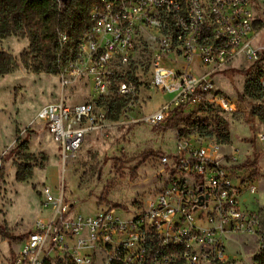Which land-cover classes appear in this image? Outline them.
I'll list each match as a JSON object with an SVG mask.
<instances>
[{
  "label": "built area",
  "instance_id": "built-area-1",
  "mask_svg": "<svg viewBox=\"0 0 264 264\" xmlns=\"http://www.w3.org/2000/svg\"><path fill=\"white\" fill-rule=\"evenodd\" d=\"M57 1L62 6L66 0ZM261 4L98 0L89 29L78 41L59 31L56 59L62 90L86 78L98 99L75 105L61 99L39 110L37 117L59 145L62 166L90 132L107 122L105 97L126 98V109L136 103L140 82L132 66L142 37L153 51L152 86L175 94L143 121L165 122L185 101V110L204 106L226 114L239 112V100L218 89L215 74L233 62L259 61ZM195 67L202 70L200 75ZM122 78L125 82L116 84ZM258 138L264 141V133ZM201 142L178 139L175 154L161 159L169 165L166 183L139 208L126 209L124 217L116 208L81 214L63 189L56 195L45 186L44 203L51 214L36 223L13 264H41L53 253L63 264H91L97 254L106 264H231L227 242L244 235L255 239L258 252L264 248L262 213L243 209L240 199L244 192H257L251 175L221 162L217 140L210 146Z\"/></svg>",
  "mask_w": 264,
  "mask_h": 264
},
{
  "label": "rangeland",
  "instance_id": "rangeland-1",
  "mask_svg": "<svg viewBox=\"0 0 264 264\" xmlns=\"http://www.w3.org/2000/svg\"><path fill=\"white\" fill-rule=\"evenodd\" d=\"M257 12L264 21V0ZM260 45L263 48H260L259 61L233 62L215 74L218 89L239 100L241 105L240 111L234 114L215 109L227 123L230 133V143L221 144L216 142L215 126L204 122L212 116L207 112L208 107L187 108L169 128L177 107L165 122L153 124L142 120L175 95L163 94L152 86L153 51L142 37L137 45L138 60L132 66L140 82L136 103L129 109L125 106L117 120L108 118L101 128L90 132L64 167L59 145L46 122L37 117L38 112L43 106L61 99L69 105L98 99L91 93L86 78L73 82L63 91L58 74L26 69L21 55L30 47L27 36L0 37V50L12 54L18 63L12 72L0 75V156L4 157L0 164L5 168L4 179L0 181V224L18 237L9 240L0 235V264H13L36 223L49 218L51 207L44 203L45 186L51 187L56 195L63 189L67 201L81 214L116 208L124 217L126 209L139 208L166 183L169 165L163 164L161 159L175 154L178 139H194L208 146L214 142L219 144L221 162L250 174L257 187L256 193L247 191L241 195L243 209L264 212V141L258 138L259 133H264V124L258 118V114L264 112V86L260 87L258 82L253 96L245 90L248 79L264 76V32ZM194 72L200 75L202 70L195 67ZM115 82L119 84L125 80ZM109 97L103 100L107 105ZM199 123L206 124L202 132ZM149 151L161 155L142 157ZM24 154L34 156L31 161L34 171L26 181H18L17 166L23 162ZM255 248V239L249 236L228 241L231 264H257ZM54 255L44 257L41 264H63ZM91 264L106 263L102 255L97 254Z\"/></svg>",
  "mask_w": 264,
  "mask_h": 264
},
{
  "label": "trees",
  "instance_id": "trees-1",
  "mask_svg": "<svg viewBox=\"0 0 264 264\" xmlns=\"http://www.w3.org/2000/svg\"><path fill=\"white\" fill-rule=\"evenodd\" d=\"M97 1L66 0L62 6H59L57 0H0V37L7 38L19 34L27 36L30 47L28 51L21 55L23 66L35 73L57 74L58 32L67 31L73 41H78L89 29L90 12ZM17 67L18 63L15 57L6 51L0 50V75H6ZM260 76L247 80L245 90L249 95H254V88L257 87L258 82L260 87L262 86L261 79L263 76ZM187 103L188 101H185L175 109L174 116L167 128L172 127L179 114L185 110ZM126 104L127 100L124 97L113 96L109 99V119L117 120ZM207 112L212 116L206 118L204 122H211L215 126L217 142L229 144L230 133L227 123L215 113V109L212 107L208 108ZM258 118L264 124V112L259 113ZM205 125V123H199L201 132L207 128ZM26 143L27 141L24 140L23 144ZM156 154L161 155L149 151L144 153L142 157L148 158ZM21 158L23 162L17 166L16 179L26 181L33 175L34 166L31 161L34 160V156L24 154ZM3 161L4 157L0 156V162ZM247 164H249V161H247ZM4 176L5 168L0 164V181L4 179ZM260 212L264 220V212L262 210ZM0 235L9 240L18 239L2 224H0ZM254 261L257 264H264V248H261L254 255Z\"/></svg>",
  "mask_w": 264,
  "mask_h": 264
}]
</instances>
